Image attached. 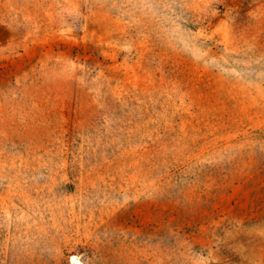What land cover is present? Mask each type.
I'll list each match as a JSON object with an SVG mask.
<instances>
[{
  "label": "rangeland",
  "instance_id": "obj_1",
  "mask_svg": "<svg viewBox=\"0 0 264 264\" xmlns=\"http://www.w3.org/2000/svg\"><path fill=\"white\" fill-rule=\"evenodd\" d=\"M0 264H264V0H0Z\"/></svg>",
  "mask_w": 264,
  "mask_h": 264
}]
</instances>
